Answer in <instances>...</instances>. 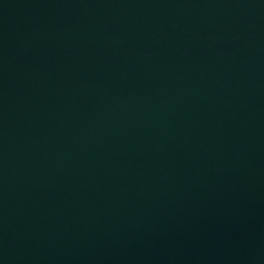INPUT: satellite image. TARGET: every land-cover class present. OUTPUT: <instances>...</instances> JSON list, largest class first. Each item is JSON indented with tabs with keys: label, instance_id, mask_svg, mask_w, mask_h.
I'll list each match as a JSON object with an SVG mask.
<instances>
[{
	"label": "water",
	"instance_id": "1",
	"mask_svg": "<svg viewBox=\"0 0 264 264\" xmlns=\"http://www.w3.org/2000/svg\"><path fill=\"white\" fill-rule=\"evenodd\" d=\"M0 264H264V0H0Z\"/></svg>",
	"mask_w": 264,
	"mask_h": 264
}]
</instances>
